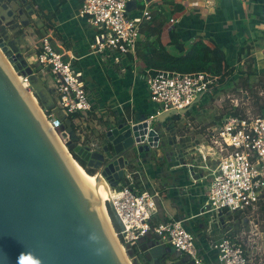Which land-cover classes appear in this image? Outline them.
Returning <instances> with one entry per match:
<instances>
[{
  "label": "crops",
  "instance_id": "0c3cea01",
  "mask_svg": "<svg viewBox=\"0 0 264 264\" xmlns=\"http://www.w3.org/2000/svg\"><path fill=\"white\" fill-rule=\"evenodd\" d=\"M14 1L18 2L17 5L13 4L16 15L13 21L10 19L11 23L6 31L11 35L13 28H17L14 35L19 33L24 41L22 44L24 50L20 52L25 55L27 62L33 65V54L36 52L39 39L49 33L54 49L72 61L82 72L91 111L75 115L76 118H73L71 123L67 120L70 128L64 133L68 141L92 151L107 144L106 132L119 123L136 124L154 114L157 106L151 103L149 98L146 87L148 67L142 57H145L144 49L149 45L161 47L174 57L181 56L183 53L171 43V33L176 41L183 45L184 50L189 48L196 37L208 39L222 48L230 68L245 70L244 61L249 57L253 61L252 68L256 73L264 74V0L141 1L129 15H138L147 5L150 8V19L141 24L136 51L122 57L118 64L91 52L90 46L95 30L86 19L79 16L82 0ZM207 1L211 4H207ZM18 5L21 8H18ZM173 18L178 21L169 26V20ZM248 41L254 44L249 55L238 56L239 48ZM9 44L12 49L18 51L20 45L16 40H11ZM34 67L35 72H31L29 78L31 83L40 88L37 93L44 103L47 101L53 105V109L56 108L52 77ZM210 98L212 97L201 98L186 113L173 115L174 120V117L170 116L162 123L158 120L154 122L153 129L160 133L159 147L151 148L149 153L144 155L133 154L131 161L133 163H129L131 167L125 171L124 180L119 182L118 187L128 184L126 181L128 173L137 171L138 174L131 179L134 189L158 190L161 194L152 223L171 218L183 221L185 229L194 235L198 252L205 264H217L216 253L211 245L219 239L224 229L214 221H217V217L227 218L230 215L217 217L212 215L211 218L210 214L198 216V213L204 205L213 171L209 165L211 160L207 156L209 150L213 148L209 136L220 124V118L216 117L217 121L213 118L214 123L197 135L199 142L194 143L191 148L201 155L200 162L203 166L188 162L189 159H181L185 153L188 157L193 154L189 152L187 142H182L184 144L180 147L179 141L183 138L176 132L180 125L190 127V119L201 115L200 113L206 109L203 107L205 102ZM59 114L65 121L64 113L59 111ZM168 127H172L168 134L166 132L162 134V130ZM168 139L172 140L168 142ZM215 161L217 162V159ZM263 203L264 198L260 209ZM230 221L225 224L236 225L234 218L231 217ZM153 243L163 248L169 247L161 245L156 236L150 233L133 248L135 253L132 257L137 260V256H142L145 249V254L148 253ZM164 258H160L161 263L158 264H188L187 258L172 248L169 257L165 260ZM155 260L157 258H151L147 263L155 264Z\"/></svg>",
  "mask_w": 264,
  "mask_h": 264
},
{
  "label": "water",
  "instance_id": "95a60500",
  "mask_svg": "<svg viewBox=\"0 0 264 264\" xmlns=\"http://www.w3.org/2000/svg\"><path fill=\"white\" fill-rule=\"evenodd\" d=\"M17 3L0 0V264H128L112 232L114 224L123 227L108 203L111 230L105 188L98 183L102 179L108 188H117L133 154L158 148L160 136L154 129L148 131L143 119L109 129L101 149L66 145L92 171L89 175L97 184L90 181L49 127L34 95L17 80L16 73H31L23 71L26 61L6 36L11 23L7 19L16 15ZM135 8L136 2L127 4L128 12ZM176 114L169 111L157 120L162 123ZM148 250L142 256L148 262L157 258L155 264L171 254L170 247L154 243Z\"/></svg>",
  "mask_w": 264,
  "mask_h": 264
},
{
  "label": "built area",
  "instance_id": "2783aa9c",
  "mask_svg": "<svg viewBox=\"0 0 264 264\" xmlns=\"http://www.w3.org/2000/svg\"><path fill=\"white\" fill-rule=\"evenodd\" d=\"M132 1L137 5L144 0H82L79 16L95 30L90 46L92 53L118 64L122 57L136 51L141 24L149 21L151 14L150 8L145 5L138 15L130 16L127 4ZM207 4H211L210 1ZM176 21V18L169 20V26ZM32 63L40 72L52 77L56 108L41 110L56 136L64 138L59 132L62 122L54 110L63 112L65 117L91 111L83 74L72 61L54 49L49 33L40 37ZM16 75L24 89L32 93L29 76ZM214 82L215 79L204 73H148L146 87L150 101L157 109L142 121L147 124V130L153 129V123L163 113L175 111L179 114L192 108L203 96L211 97V94L219 93ZM219 123L209 136L213 147L211 152L217 156V165L211 173L206 199L198 216L253 215L260 210L264 198V116H254L248 112L245 115L228 114ZM137 174V171L127 174V185L109 188L110 200L107 202L123 227L115 230V236L124 250L132 251L140 240L151 233L161 245L184 255L188 264H205L194 235L185 229L183 221L171 218L152 223L161 194L158 190L134 189L131 179ZM224 232L211 245L217 264H262L261 260L257 263L250 260L237 233L231 235L229 231Z\"/></svg>",
  "mask_w": 264,
  "mask_h": 264
},
{
  "label": "rangeland",
  "instance_id": "374dc122",
  "mask_svg": "<svg viewBox=\"0 0 264 264\" xmlns=\"http://www.w3.org/2000/svg\"><path fill=\"white\" fill-rule=\"evenodd\" d=\"M18 8H21V6L18 5ZM29 22L28 25L30 26ZM16 29H17L16 27L13 28L14 31ZM14 31L10 32L11 35H9V32L6 31V36L8 35L10 37V38L8 37L9 42L11 40H16L20 45L19 47L20 50L18 49V51L22 52L24 50L22 47L24 41L22 37L19 35V33H15L14 35ZM22 56L25 59V55L22 54ZM26 59L25 61L27 64V69L24 68L23 71L29 74L30 72L34 71L35 67L33 65H30ZM26 76H29L30 78V75H26ZM261 77L263 78L261 82L264 83V76ZM234 80H235L234 85L225 84L223 87H216L220 90L219 93H217L216 95H212L211 96L212 98L208 99L207 102H205L206 104L203 107L206 109L200 113L201 114L200 116H194L190 119L191 121L190 127H185L184 125H180V127L177 128L176 130L177 134L180 137L182 136L183 138L181 141H179L180 147L187 142L189 145L188 149H190L189 152H192L193 154L191 155V157H188L187 153H185V155L182 156L181 159H189L188 162H193V164H200L203 166V163L200 162L201 155L197 151H193V149L191 148L193 147L194 143L199 142L197 135L199 133L206 131V129L210 127L209 125H211V123H214L213 118L216 119L215 121H217V118H220L219 121H221L225 116L234 112H236L239 115H245L247 114V112L254 116L259 115L258 106L261 103H263L264 100V88L262 87V84L260 85L257 84L258 82L257 79L251 78L250 83L253 84L252 85L253 88L249 90L247 88L245 89L244 87H242V84L240 83L241 80L240 78L234 76ZM29 83L30 86L32 87L31 92L34 95V93L38 92L40 88L35 87L31 83L30 79H29ZM205 97L207 96H203L202 99ZM256 101L258 105H255ZM38 106L40 107V109L44 110V108L40 106L39 102H38ZM196 112L198 113L199 110ZM54 114L57 116V118L61 117L59 114V110H54ZM170 128L172 127H168L167 128L168 130L167 129L162 130V134H165V132L166 134H168L167 132L169 131ZM61 134H63L64 138H61V136L58 133V135L60 136V141L63 145L66 146L67 145L66 142L68 141V139H66V134L64 133V131L61 132ZM170 140L172 139H168V142H170ZM207 156L211 160L209 161V165L211 166V168L214 169L217 164V162L215 161V159H217V156H214L211 150H209ZM105 206L106 207L108 206V202H106ZM212 215L214 214H210V216ZM246 215H247L246 217H243L241 214L238 215L239 217L238 216L235 217L227 216V218L224 216L222 218L217 217V221L214 222H217L219 225L223 227L225 231L224 233H226L227 231H229L231 235L237 233L239 235L238 240L240 243L243 244L250 260L251 261L253 260V262L255 261L256 263L261 260L262 264H264V203L261 206V209L255 212V214L252 215L250 213H247ZM231 217L234 218V220L236 221V225L229 224L231 222L230 221ZM227 221L230 222L225 224V222ZM125 252L130 261V264H133V261L136 260L135 258L131 260L132 256L134 255L133 250L132 252L131 250L129 251L125 250ZM136 262L138 264H142V261H140L139 258H137Z\"/></svg>",
  "mask_w": 264,
  "mask_h": 264
},
{
  "label": "trees",
  "instance_id": "16d2710c",
  "mask_svg": "<svg viewBox=\"0 0 264 264\" xmlns=\"http://www.w3.org/2000/svg\"><path fill=\"white\" fill-rule=\"evenodd\" d=\"M171 39H172L171 43L174 46H176L179 52L183 54L179 57H174L161 47L149 45L144 49L145 57H142V59L146 63V66L148 67L147 68L148 73L153 74L159 71L178 72L181 74L204 73L209 78L215 79L214 82L215 87H223L225 84L234 85L235 83L234 76L236 75L238 78L241 79L240 83L242 84V87H244L245 89L247 88L251 90L253 88L252 87L253 84L250 83L251 78L257 79L258 81L257 84L259 85L262 84V87L264 88V83L261 82L263 79L261 76H264V74L256 73V71L252 68L253 61L251 58L248 57L244 61L245 70H241V69L238 70L235 68H230L227 65L226 56L222 48L216 46L211 40L204 39L201 37H196L192 41L189 48L187 50H184L183 45L176 41V38L173 36L172 33H171ZM253 45L254 44L252 41L246 42L243 46L239 48L238 56L243 54L249 55V52L251 51ZM34 95L42 108L48 110L53 109V105H51L47 101L46 103H44L41 96L37 92H35ZM255 105H258L257 101L255 102ZM258 109H259V115L264 116V100L263 103H261L258 106ZM231 114L236 115L237 113L234 112ZM73 118H76V116L75 115L67 116L65 121L63 122L61 117H59V120L62 122V126L59 129V132H63V131L65 132L67 128L69 129L70 128L69 125L72 122ZM174 119L175 117L173 118V120ZM67 120L70 123H68ZM66 121L67 124H65ZM70 130H72V128ZM72 143L73 141L66 142L67 145ZM71 155L78 162V164H80L82 168H84V170L88 173V175L92 173V171L86 167L85 163L81 161L78 157H76L75 154L71 153ZM93 178H95V176ZM107 210L110 218L112 219L109 206H107ZM114 229L116 231L119 230L115 224H114ZM133 253H135V251H133ZM133 263L136 264V261H133ZM145 264L148 263L146 262Z\"/></svg>",
  "mask_w": 264,
  "mask_h": 264
},
{
  "label": "bare ground",
  "instance_id": "6f19581e",
  "mask_svg": "<svg viewBox=\"0 0 264 264\" xmlns=\"http://www.w3.org/2000/svg\"><path fill=\"white\" fill-rule=\"evenodd\" d=\"M2 58L3 59H5L4 58V56L2 55ZM6 64L8 65V67L10 68V70L12 71V73L14 74V72H13V69L9 66V64L6 62ZM18 80V79H17ZM19 81V80H18ZM23 88H24V86H22ZM26 90V89H25ZM35 100V99H34ZM34 102H36V100L34 101ZM58 140L60 141V139H59V137H58ZM61 142V141H60ZM62 144V143H61ZM63 145V144H62ZM63 147L65 148V150L67 151V153L71 156V154H70V152L67 150V148H66V146H64L63 145ZM72 159H73V157H71ZM74 160V159H73ZM74 162L77 164V166L81 169V171L84 173V175L90 180V181H92L93 183H96V177L95 178H93V177H90L88 174H87V172L84 170V168H82V166L80 165V164H78V162L76 161V160H74ZM97 184V183H96ZM98 184H101V185H103L104 186V188H105V198H104V208H105V214H106V218H107V222H108V224H109V226H110V228H111V224H110V218H109V216H108V213H107V211L108 210H106V206H105V204H106V202L108 201V200H110V192H109V188H108V185H107V183L104 181V180H100L99 181V183ZM111 230H112V228H111ZM112 232H113V234H114V236H115V233H114V231L112 230ZM116 238V237H115ZM117 240V239H116ZM118 242V241H117ZM118 244H119V242H118ZM120 246V245H119ZM120 248H121V250H122V252H123V254H124V256H125V258H126V260H127V262H128V264H130V261H129V259H128V257H127V255H126V252H125V250H124V248L122 247V246H120Z\"/></svg>",
  "mask_w": 264,
  "mask_h": 264
},
{
  "label": "flooded vegetation",
  "instance_id": "af4514ba",
  "mask_svg": "<svg viewBox=\"0 0 264 264\" xmlns=\"http://www.w3.org/2000/svg\"><path fill=\"white\" fill-rule=\"evenodd\" d=\"M10 20H7V22H9ZM10 25H8V27H9ZM137 258H139V260H143L144 262H147L146 261V257H141V256H137Z\"/></svg>",
  "mask_w": 264,
  "mask_h": 264
}]
</instances>
